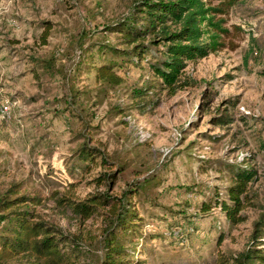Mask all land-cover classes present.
I'll list each match as a JSON object with an SVG mask.
<instances>
[{"label":"rangeland","instance_id":"374dc122","mask_svg":"<svg viewBox=\"0 0 264 264\" xmlns=\"http://www.w3.org/2000/svg\"><path fill=\"white\" fill-rule=\"evenodd\" d=\"M135 1L0 0V199L40 196L31 211L67 237L78 264H101L105 217L81 224L63 197L128 194L137 216L118 231L127 264H216L220 253L264 250V234L253 238L264 216V0H203L222 11L223 46L188 62L176 94L151 57L132 64L99 49L125 47L106 28ZM111 62L119 86L97 81ZM237 168L256 176L246 221L234 225L222 204Z\"/></svg>","mask_w":264,"mask_h":264},{"label":"trees","instance_id":"16d2710c","mask_svg":"<svg viewBox=\"0 0 264 264\" xmlns=\"http://www.w3.org/2000/svg\"><path fill=\"white\" fill-rule=\"evenodd\" d=\"M235 3L238 0H228ZM219 8L209 6L203 0H136L131 13L106 31L119 34L123 49L101 45L102 54L108 49L124 57L132 64H139L151 57V69L172 94L182 89L183 70L188 62L203 59L217 53L223 46L221 33L223 20L215 21ZM254 54L250 50L246 62ZM150 61V60H149ZM115 62L104 63L97 68V81L104 84L121 85L123 78L115 71ZM84 150L83 155L93 158ZM234 187L230 190L231 204L224 202L223 210L234 224L246 221L240 215L247 204L249 184L256 176L252 169L237 168L233 171ZM103 181H101L102 183ZM128 194L121 198L104 195L90 196L84 200L63 197L59 207L70 210L81 224L96 215L105 217V256L101 264H127V253L118 238V231L127 233L133 214ZM40 196H21L13 200L0 199V223H5L0 232V264H78V255L66 249L67 237L59 229L42 221L31 206L41 205ZM264 216L256 223L254 242H260L264 234ZM67 239V240H66ZM216 264H264V250L249 247L237 256L220 253Z\"/></svg>","mask_w":264,"mask_h":264}]
</instances>
